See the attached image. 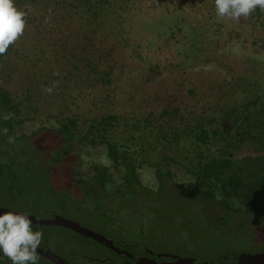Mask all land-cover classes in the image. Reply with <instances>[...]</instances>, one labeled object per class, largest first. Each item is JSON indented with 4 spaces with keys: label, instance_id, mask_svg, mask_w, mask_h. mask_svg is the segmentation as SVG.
<instances>
[{
    "label": "rangeland",
    "instance_id": "374dc122",
    "mask_svg": "<svg viewBox=\"0 0 264 264\" xmlns=\"http://www.w3.org/2000/svg\"><path fill=\"white\" fill-rule=\"evenodd\" d=\"M129 2L124 25L131 57L118 58V82L114 79L110 86L116 97L113 104L94 107L87 99L73 100L72 96L89 95V87L85 83L81 89L74 78L64 79L57 68V54L43 49L33 35L18 44L21 53L6 52L0 57V86L14 98L22 120L12 130L16 136L33 135L40 126H57L52 118L59 116L60 105L63 113L80 121L116 113L120 122L112 137L119 148L132 153L138 186L126 182L127 186L104 144L75 143L70 155L62 157L64 141L53 131L9 142L11 137L0 123V208L36 219L60 216L101 234L138 259L149 252H167L176 258L219 264L228 256L264 252V205L246 215L233 210L234 202L226 209L219 201L188 200L170 178L157 175V170H169L175 180L187 181V170L211 154H220L223 135L218 127L211 124V138L201 149L169 144L156 131L161 126L163 131L166 127L185 133L197 118L209 119L227 101L242 104L255 92H243L247 85L242 83L248 78L264 86V12L256 9L236 22L216 16L215 0ZM62 33V28L52 30L50 49L60 48ZM73 42L79 52L85 49L80 38ZM60 68L71 69L67 64ZM31 72L36 84L49 81L45 86L51 91L45 89V93L63 97V103L56 108L41 94L26 96L24 81ZM51 75L56 76L55 82ZM136 120L142 122L138 128L133 126ZM249 150L240 145L229 157L244 159ZM95 165L111 170L112 180L104 190L91 181ZM76 179L82 183L78 185ZM33 228L43 233L39 248L50 249L73 264H136L70 229ZM39 263L52 264L41 256ZM0 264L11 263L0 258Z\"/></svg>",
    "mask_w": 264,
    "mask_h": 264
},
{
    "label": "trees",
    "instance_id": "16d2710c",
    "mask_svg": "<svg viewBox=\"0 0 264 264\" xmlns=\"http://www.w3.org/2000/svg\"><path fill=\"white\" fill-rule=\"evenodd\" d=\"M14 3L19 10L26 13V26L23 35L8 48L7 52L21 53L18 44L20 42L22 44L25 38L31 39L33 35L35 42L41 43L43 49H49L57 54V68L61 69L60 73L63 71L64 79L74 78L73 83L78 88L81 86V89L85 83L89 87V95L84 98L72 96L73 100L87 99L88 105L94 107L97 103L107 107L116 102L110 86L117 75L118 58H121L120 61L124 60L122 56L131 53L129 42L125 38L124 25L130 5L129 0H14ZM257 10L259 11V8ZM80 24H82L81 31H79ZM55 28L63 30L62 40L60 38L58 41L60 47L58 50L50 49V36ZM77 37L85 44L82 52L76 49L78 47L73 42ZM69 50L72 53L68 56ZM66 64L67 68L71 67V69L64 71L60 65ZM29 74L31 75L24 81L25 86H23L26 96L41 94L42 98L48 97L51 105L54 106L56 103V108L61 102L63 103V97H56L52 93L48 96L45 93V89L50 88L45 86L49 81L36 84L33 72ZM51 76H53L51 81L55 82L56 76ZM252 79L253 77L248 78L242 83L247 85L243 92L255 91L254 95L245 98L242 104L237 105L234 100L227 101L222 105L224 106L222 109H216L211 113L209 119L197 118L192 125L193 128L186 127L185 133L182 129L167 131L165 127L163 131V127L157 128L160 139L181 148L194 145L201 149L211 138L208 128L212 123L223 135L220 154H211L199 161L191 170H187L190 175L187 181L175 180L169 170L164 173L157 170L158 177L164 175L170 178L175 183L178 193L185 199L193 200L201 197L219 201L226 209H230V205L234 202L237 207L233 210L246 215L254 214L264 205V86ZM115 82H118L117 79ZM96 88L97 91H94ZM59 108L62 109L59 116L52 118L57 126H40L34 130L33 135L16 136L12 130L15 125L22 124V120L18 119L19 111L14 98L0 86V109L5 117L0 123L4 132L6 130L5 133L13 138L12 140H29L34 135L53 131L64 141L65 149L62 157L70 155L75 143L90 146L104 144L107 157L113 163L112 166L120 170L124 182H134L138 186L139 179L135 173L132 153L128 152L127 148H119L112 137L120 122L116 113L95 115L90 120L82 117L83 121H80L76 115L63 113L65 109L61 105ZM172 113L177 115L178 111L174 110ZM163 114L166 115L165 112ZM141 123L136 120L133 126L138 128ZM240 145L250 148L246 158L238 160L229 157ZM168 161L175 163L173 159ZM92 169L91 181L104 190L106 184L112 180L110 168L105 165H95ZM80 182L76 179L78 185L82 183ZM0 258L12 264L2 252Z\"/></svg>",
    "mask_w": 264,
    "mask_h": 264
},
{
    "label": "clouds",
    "instance_id": "9594fccd",
    "mask_svg": "<svg viewBox=\"0 0 264 264\" xmlns=\"http://www.w3.org/2000/svg\"><path fill=\"white\" fill-rule=\"evenodd\" d=\"M257 8L264 12V0H215V13L220 19L239 22ZM25 17L26 13L15 6L14 0H0V55L23 35ZM42 240L43 233L33 228L28 215L11 210L0 213V252L12 264H39L37 249Z\"/></svg>",
    "mask_w": 264,
    "mask_h": 264
},
{
    "label": "water",
    "instance_id": "95a60500",
    "mask_svg": "<svg viewBox=\"0 0 264 264\" xmlns=\"http://www.w3.org/2000/svg\"><path fill=\"white\" fill-rule=\"evenodd\" d=\"M5 211H8V209L0 208V213L5 212ZM28 216L32 220L33 226L34 225H55V226L64 227L84 237L91 238L92 240L98 243L104 244L106 247L111 248L112 250H115L118 253L123 252L122 250L114 246L111 240L105 238L101 234L95 233L87 228L80 226L78 223L66 220L60 216H54L51 219H36L34 216H31V215H28ZM37 253L38 255L56 264H70L64 258L52 252L50 249L44 250L42 248H38ZM130 256L132 257V255ZM193 261H194L193 259L176 258L175 264H195L193 263ZM137 263L138 264H151L146 258L138 259ZM202 264H207V263H202ZM220 264H264V252H260L256 254L242 253V254H239L238 256H235L234 258L229 257L228 259L220 262Z\"/></svg>",
    "mask_w": 264,
    "mask_h": 264
},
{
    "label": "flooded vegetation",
    "instance_id": "af4514ba",
    "mask_svg": "<svg viewBox=\"0 0 264 264\" xmlns=\"http://www.w3.org/2000/svg\"><path fill=\"white\" fill-rule=\"evenodd\" d=\"M88 238V237H87ZM91 239V238H90ZM96 242V241H95ZM101 244V243H100ZM101 245H103L104 247H106L104 244H101ZM106 248H108V247H106ZM108 250H110L111 252H113V253H117V254H120V255H125V257H128V258H130L134 263H136V264H138L137 263V260H138V258H135V257H133V255L132 254H130V253H128V252H126V251H123V252H121V253H118V252H116L115 250H112L111 248H108ZM132 255V257L130 256V255ZM242 254V253H241ZM40 256V255H39ZM60 256V255H59ZM235 256H238V255H232V256H228V257H226L225 259H223V261L224 260H226V259H228L229 257L230 258H234ZM42 257V256H41ZM60 257H62V258H64L63 256H60ZM43 259H46V258H44V257H42ZM145 258L146 259H148V261H149V263H151V264H175V262H176V257L175 256H173L172 254H168L167 252H165V253H154V252H149V256H145ZM67 262H69L66 258H64ZM47 260V259H46ZM48 262H50V263H52V264H56V263H54V262H52V261H49V260H47ZM70 264H73V263H71V262H69ZM193 263H195V264H202V263H207V264H211V262H195V260L193 261ZM218 264V263H217ZM219 264H220V262H219Z\"/></svg>",
    "mask_w": 264,
    "mask_h": 264
}]
</instances>
